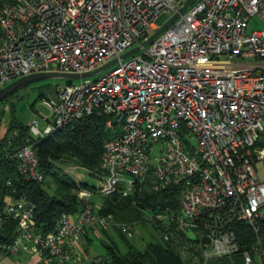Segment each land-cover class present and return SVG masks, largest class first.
<instances>
[{"label":"built area","instance_id":"2783aa9c","mask_svg":"<svg viewBox=\"0 0 264 264\" xmlns=\"http://www.w3.org/2000/svg\"><path fill=\"white\" fill-rule=\"evenodd\" d=\"M185 1L0 0V88L32 73H83L118 58L95 78L56 87L43 98L50 109L45 126L39 119L29 124L40 139L106 117L102 182L80 188L82 208L62 214L47 233L30 199L8 198L0 228H16L0 242L3 256L75 264L88 233L101 237L117 226L136 239L140 224L101 213L94 195L135 196L180 180L179 206L149 211L148 223L185 264L235 254L244 264H264V0H197L149 44L120 58ZM255 17L262 28L248 31ZM34 145L9 157L25 179L42 181ZM241 223L256 235L250 247Z\"/></svg>","mask_w":264,"mask_h":264},{"label":"trees","instance_id":"16d2710c","mask_svg":"<svg viewBox=\"0 0 264 264\" xmlns=\"http://www.w3.org/2000/svg\"><path fill=\"white\" fill-rule=\"evenodd\" d=\"M44 96L45 93H39ZM10 98V97H9ZM7 100V99H6ZM4 102V101H3ZM0 103L1 104L3 103ZM12 111H15L13 106ZM3 112L1 111L0 123ZM106 117L93 115L77 123L58 130L45 138L34 139L29 130V123L24 124L16 119L15 112L9 127L0 138V211L8 198L25 196L35 205V218L38 228L44 233L54 231L62 214H75L82 208V200L78 194L80 188H94L95 185L84 182L81 187L70 176L61 177L55 172L54 164L58 161L75 160L91 170L104 174L102 155L104 140L108 136L105 130ZM35 143L34 147L40 159V165L45 175L42 181L27 180L18 171V162L11 157L14 151L25 144ZM51 175L56 186L53 192L44 186L45 178ZM11 181L12 184H9ZM182 181H174L160 190L144 189L140 195L122 196L119 193L105 196L101 203V213H111L117 221L148 224V212L157 207L179 206V196ZM240 234L245 247H250L256 235L244 223L239 224ZM16 222H8L0 228V242L8 241L15 234ZM119 235L127 245L122 251L117 242L111 238L104 242L107 253L90 260L75 264H185L177 248L171 242L150 240L140 247L134 238L123 233L118 228ZM109 234L108 231H104ZM264 245V230L260 233ZM87 242L92 240L90 233L86 234ZM3 256L0 253V257ZM208 264H244L240 254L223 256L209 261Z\"/></svg>","mask_w":264,"mask_h":264},{"label":"rangeland","instance_id":"374dc122","mask_svg":"<svg viewBox=\"0 0 264 264\" xmlns=\"http://www.w3.org/2000/svg\"><path fill=\"white\" fill-rule=\"evenodd\" d=\"M168 16V13L162 14L158 18V22L163 23ZM252 28H262V24L258 21L257 17L251 20L248 31ZM250 61L251 59L244 58L242 62L247 64ZM96 76L98 75H95L92 78H95ZM83 80L84 78L67 79L64 77H52L32 83L19 90L5 100L0 106L1 111L3 112L0 123V138L3 137L9 127L14 112L16 119L24 124H30L34 119H39L40 125L43 128L45 126L43 116L50 114V109L43 103V98L52 94L56 87H64L70 82L80 83ZM42 91L45 93L43 97L39 95ZM13 106L15 107L14 112L12 111ZM54 165L53 169L58 176H70V178L76 181L81 187L84 186V182L90 183V185H95V187L102 182V174H100V172H91V170L80 164L78 161L67 159L65 161H58ZM44 186L48 191L53 192L56 186L55 178L51 175H47ZM103 198L104 197H101L100 195H94L93 197L94 200L98 201L99 205L103 202ZM139 227L142 231V235L135 240L140 247H143L150 240H162L161 230L156 229L151 224H142L139 225ZM108 232L109 234H105L103 231L101 237L90 234L92 238V240H88V243L90 244H84L82 240L78 243L80 255H82V261L80 262L90 260L98 255H105L107 253V248L104 242H110L111 238L117 242L122 251L127 250V245L121 239L117 226H112ZM5 262L6 264H13L15 261L12 260V257H7Z\"/></svg>","mask_w":264,"mask_h":264},{"label":"water","instance_id":"95a60500","mask_svg":"<svg viewBox=\"0 0 264 264\" xmlns=\"http://www.w3.org/2000/svg\"><path fill=\"white\" fill-rule=\"evenodd\" d=\"M195 1L197 0H186L178 9V11L172 15L165 23L161 25L159 29H157L152 35H150L146 40H144L141 44L136 45L135 47L129 49L124 52L120 58H124L138 50L141 49L142 46L149 44L155 37H157L162 31H164L176 18L179 17L181 13H184ZM118 61V58H114L105 64L95 68L94 70L83 72V73H71V72H59V71H50V72H37L32 73L14 81L8 83L4 87L0 88V103L17 93L22 88L31 85L32 83L45 80L52 77H64L67 79L74 78H87L91 76H95L96 74L102 72L106 68L112 66Z\"/></svg>","mask_w":264,"mask_h":264},{"label":"crops","instance_id":"0c3cea01","mask_svg":"<svg viewBox=\"0 0 264 264\" xmlns=\"http://www.w3.org/2000/svg\"><path fill=\"white\" fill-rule=\"evenodd\" d=\"M82 242H84V244H90L87 242L86 237H84L82 239ZM7 257H11V256H1L0 257V264H6V260ZM12 260H14L15 262H13V264H44L38 257H29L27 255H19L17 257H12Z\"/></svg>","mask_w":264,"mask_h":264}]
</instances>
